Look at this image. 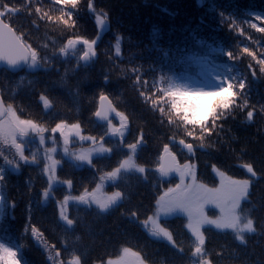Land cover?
<instances>
[{"label":"trees","instance_id":"trees-1","mask_svg":"<svg viewBox=\"0 0 264 264\" xmlns=\"http://www.w3.org/2000/svg\"><path fill=\"white\" fill-rule=\"evenodd\" d=\"M6 2L19 6L25 0ZM95 4L98 12L103 10L108 14V28L101 35L97 14L88 11L87 0L75 13L79 33L86 38H98L99 56L89 65L80 59V54L51 55L49 50L60 43L62 26L38 21L40 27L37 28L32 23L34 16L26 11L15 16L12 24L18 34H26L24 39L34 46L47 44L49 50L41 48V52L49 59L44 67L16 75L1 71L0 91L23 109L18 112L21 118L34 119L49 127L61 119L78 121L85 135L97 136L104 128L92 113L98 106L99 93L103 91L113 100L117 110L129 117L125 144L143 132L144 142L137 149L136 159L138 164L145 166L147 179L135 172L123 174L117 183L126 198L108 213H100L95 206L89 209L78 203L71 205L68 214L76 220V225L68 228L59 219L57 201L66 195L81 194L84 187L91 189L98 175L96 169L111 170L125 158L128 149L120 145L119 138H105V146H112L113 152L95 157V169L74 166L63 159L57 175L60 179H72L74 188L68 190L60 183L62 186L54 189L47 200L42 195L47 178L42 175L40 165L22 164L16 171L5 166L0 158V169L6 168L8 174L3 189L5 204L0 242L20 248L19 258L23 264H55L57 251L65 264L76 255L81 257V264H106L109 259L119 258L123 247L139 250L146 256L148 264H189L196 260L191 255L194 237L184 226L183 217L166 220L177 238L182 239L185 252L180 254L168 242L150 236L127 215L133 210L141 216L148 213L155 203L157 191L162 193L166 187L178 182L174 177L161 178L156 172L169 129L160 124L159 112L140 97L130 76L132 66L136 65L144 69L141 74L149 86L160 75L167 78L166 82L185 86L197 80L204 82L207 70L214 69L226 72L228 76L243 74L248 77L249 87L240 103L247 100L249 107L256 110L255 117L249 122L246 118L249 109L236 108L226 120L219 122L223 127L209 138L212 146L198 150L191 159L196 164L198 181L210 187L219 183L212 165L234 178L252 181L244 207L251 209L250 215L256 220L258 231L245 234V245L236 241L230 231L206 228L205 247L215 264H264V226L260 228L264 221V78L251 75L250 57L242 52L248 47L257 58L264 53V34H261L264 29H248L246 23L252 20L259 26L255 17H264V0H95ZM233 22L244 28L245 36L230 30ZM118 36L121 37L119 56L115 50ZM252 38L257 42L253 43ZM228 50L242 58L229 60ZM121 69L128 71L122 73ZM106 77L108 83H105ZM45 92L55 102L49 110H44L39 100L40 94ZM171 131L182 136L183 125L177 123ZM7 154L14 158L13 152ZM178 159L184 161L186 156L178 155ZM39 160L44 161L43 158ZM244 163L253 164L255 177L241 166ZM107 190L116 189L109 185ZM29 225L39 228L44 233V243L54 244L55 248H46L30 232L26 233L25 228Z\"/></svg>","mask_w":264,"mask_h":264},{"label":"snow or ice","instance_id":"snow-or-ice-1","mask_svg":"<svg viewBox=\"0 0 264 264\" xmlns=\"http://www.w3.org/2000/svg\"><path fill=\"white\" fill-rule=\"evenodd\" d=\"M87 3L88 11L97 14L96 22L101 29L104 28L109 23L107 12L103 10L98 12L95 0H87ZM83 4L85 0H50V3H46V0H25V3L16 6L7 3L6 0H0V63L6 64L8 70L23 71L25 67L33 70L44 67L49 59L41 52V48L49 50L47 44L34 46L24 39L26 34L22 32L18 34V30L13 27V18L21 11L34 16L32 23L37 28L40 27L38 21L45 22V25L51 23L53 26H62L58 47L49 50L52 56L67 57L70 51H74L78 45H81L83 46L81 60L88 62L98 58V38H86L78 31L80 26L75 13ZM255 20L260 22L259 26L252 20H248L247 28L264 29V17L256 16ZM230 30H234L240 36L246 35L244 28L235 22L230 25ZM248 36L250 37V33ZM120 38L118 36L115 49L117 56L121 55ZM252 39L253 43L257 42L255 38ZM242 52L250 57L248 68L251 75L257 79L264 78V53L257 58V54L248 47H244ZM226 55L229 60L242 58L234 55L232 50H228ZM125 71L128 69H121L122 73ZM143 71L142 67L132 66L130 78L133 81V87L139 89V95L146 104L159 112L160 124L169 129L166 133L167 140L162 144L160 164L156 172L161 178L172 177L175 174L178 182L174 186L166 187L162 193L157 191V196L154 197L155 203L148 213L141 216L138 211L133 210L127 215L150 236L167 241L180 254L185 252L182 239L177 238V235L167 226L166 220L170 217H183L184 226L191 237H194L191 255L197 258L189 264H215L205 247L206 228H214L221 232L231 231L235 240L245 245L247 244L245 233L255 234L258 231L257 222L250 215L251 209L244 207V202L249 198L252 181L234 178L226 171L212 165V171L219 178V184L210 187L198 181L196 164L191 158L196 156L198 150L212 146L209 138L217 135V129L223 127V124L219 122L226 120L236 108H240L241 111L248 108L246 118L249 122L254 119L255 108H250L247 100L243 104L240 103L249 87L248 77L243 74L228 78L213 76V80L216 81L214 86H199L192 89L175 82H166L167 78L163 75L149 86L148 80L141 74ZM105 83H108L107 77ZM225 91L228 93L227 96L218 95ZM39 100L44 110L54 107L55 102L46 92L40 94ZM164 105L168 108L166 109ZM22 110L15 106L11 99H6L3 91H0V146H6L0 147V158L3 159L5 166H10L16 171H19L22 164L40 165L42 175L47 178V186L42 193L45 200L50 196L53 185L61 183L71 189L73 180L58 177L57 170L62 165L63 158L56 157V146L45 149L43 162L34 153L27 154L26 142L30 136L38 137L40 144L44 145L46 134L50 133L53 145H57L56 135L59 134L63 156L68 158L70 164L87 165L94 169V157H102L113 152L112 146H105L107 136L119 137L120 145H125L128 149L125 158L111 170L96 169L98 175L94 178V187L91 189L84 187L81 194L66 195L62 200L57 201L59 219L68 228H74L76 225V220L71 218L67 211L70 201H75L89 209L94 205L100 213H108L119 207L126 198L125 192L119 189L117 183L123 174L135 172L147 179V176H144L145 166L138 164L136 159L137 149L144 142V134L141 131L137 138L125 144V134L129 131V117L117 110L113 100L103 91L99 93L98 106L92 113L99 121L104 122V131L99 136L85 135L78 121L69 122L61 119L54 126L49 127L34 119L21 118L18 112ZM115 118L119 119V126L113 123ZM177 123L183 125V135L179 137L176 132L171 131ZM74 138L81 144L87 141L90 146L73 147ZM8 151L14 153V158L8 156ZM178 155H185L186 159L181 161ZM241 166L251 176L257 175L252 163H244ZM7 175L6 168L0 169V222L4 218L3 189ZM109 185L116 190L108 191ZM209 209H217L218 214L210 215ZM261 226H264V221H261L260 228ZM25 232H30L37 241L44 243V233L39 228L29 225L25 228ZM44 246L55 248L54 244L44 243ZM217 255H222V252H217ZM55 257V264H65V261L60 259L59 251L55 253ZM0 264H21L18 251L0 242ZM67 264H81V257L73 256ZM106 264H148V261L139 250L134 251L131 247H123L122 255L115 260H107Z\"/></svg>","mask_w":264,"mask_h":264},{"label":"rangeland","instance_id":"rangeland-1","mask_svg":"<svg viewBox=\"0 0 264 264\" xmlns=\"http://www.w3.org/2000/svg\"><path fill=\"white\" fill-rule=\"evenodd\" d=\"M108 28V24H106L105 26H104V28H102L101 29V33H100V35L104 32V30L105 29H107ZM82 47L83 46H81V45H78L77 47H76V49L74 50V51H70V53L69 54H71V55H78V54H80L79 56H81L82 55ZM95 59V58H94ZM209 76H210V78H209ZM213 76H217V77H224V78H228L229 76H228V74H226V72H222V71H217V70H213V69H209V70H207V72H206V74L204 75V82L203 81H200V80H197V81H195V82H193V83H188V84H186L185 85V87H188V88H192V89H194V88H197V87H199V86H204V87H209V86H214L215 84H216V81L215 80H213ZM180 84V83H179ZM226 92V91H225ZM209 99H211V97H209ZM113 123L114 124H116L117 126H119V119L118 118H115L114 120H113ZM111 137H113V136H111ZM113 138H119V137H113ZM56 140H57V145H53V142H52V138H51V134L50 133H48V134H46V143L44 144V145H41L40 144V142H39V139H38V137H35V136H30L28 139H27V142H26V149L28 150V153L27 154H29V155H31V154H35L36 156H37V158L38 159H40V158H43L44 159V157H45V149L46 148H51V147H53V146H56L57 147V153H56V157L59 159V158H63V159H67L68 160V158L67 157H64L63 156V150H62V141L60 140V137H59V134H57L56 135ZM88 145H90L89 144V142H87V141H85V142H83L82 144H81V142L80 141H78L77 139H75L74 138V144H73V147H84V148H87V147H89ZM3 147H6V146H3ZM9 152H12V151H9ZM95 158V157H94ZM84 166H87V165H83V166H79V167H84ZM172 177H174V179H176L177 181H178V177L177 176H172ZM171 177V178H172ZM170 177H168V179H169ZM218 178V177H217ZM218 180H219V178H218ZM219 184V183H218ZM60 186H62L60 183H57V184H55V185H53V188H52V192L51 193H53V191H54V189H56V188H58V187H60ZM218 186V185H217ZM74 188V187H73ZM64 189H65V186H64ZM68 189V188H67ZM68 190H72V188L71 189H68ZM67 190V191H68ZM250 191V190H249ZM77 202H75V201H70L69 202V205H68V207H67V211H68V208L71 206V205H73V204H76ZM94 206V205H93ZM209 214L210 215H212V214H218V210L217 209H209ZM171 218H175V217H170V218H167V219H171ZM209 229H213V230H215V231H218V232H221V231H219V230H216V229H214V228H209ZM226 232H228V231H226ZM231 232V231H230ZM246 234V233H245ZM155 238V237H154ZM156 239H158V238H156ZM162 241H165V240H163L162 239ZM165 242H167V241H165ZM7 246H10V245H7ZM10 247H12V248H14L15 250H17L18 251V254H20L21 253V249L20 248H17V247H15V246H10ZM20 259V258H19ZM21 261V260H20ZM21 264H23L22 263V261H21Z\"/></svg>","mask_w":264,"mask_h":264},{"label":"water","instance_id":"water-1","mask_svg":"<svg viewBox=\"0 0 264 264\" xmlns=\"http://www.w3.org/2000/svg\"><path fill=\"white\" fill-rule=\"evenodd\" d=\"M86 63L89 64V61L86 62ZM26 69H27V67H25L23 71H25ZM3 70H6V71H8V72H10V73H12V74H19V73L23 72V71H12V70H8L6 64L0 63V72L3 71ZM97 120H98V118H97ZM98 121H99V120H98ZM99 122H100V123H104V122H102V121H99Z\"/></svg>","mask_w":264,"mask_h":264},{"label":"clouds","instance_id":"clouds-1","mask_svg":"<svg viewBox=\"0 0 264 264\" xmlns=\"http://www.w3.org/2000/svg\"><path fill=\"white\" fill-rule=\"evenodd\" d=\"M218 95H219L220 97H224V96H227L228 93H227V92H221V93H219Z\"/></svg>","mask_w":264,"mask_h":264}]
</instances>
